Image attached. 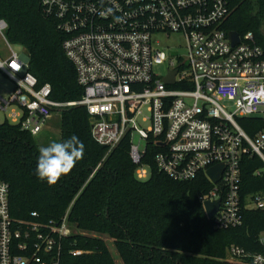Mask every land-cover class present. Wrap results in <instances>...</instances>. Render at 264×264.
Wrapping results in <instances>:
<instances>
[{
  "label": "built area",
  "instance_id": "1",
  "mask_svg": "<svg viewBox=\"0 0 264 264\" xmlns=\"http://www.w3.org/2000/svg\"><path fill=\"white\" fill-rule=\"evenodd\" d=\"M39 1L64 35L62 48L83 92L76 101L53 100L51 86H39L22 53L10 48L0 18V38L9 48L0 70L14 83L0 108L18 107L8 114L11 123L34 137L55 111L84 106L91 136L107 152L129 137L138 179L150 175L142 162L147 146L157 149V168L174 180L204 173L211 187L199 197L201 204L220 199L214 227L240 226L245 211L264 210V191L241 195L242 157L251 153L264 162V128L249 135L237 121L264 117V49L251 31H236L238 42H232L233 30L223 27L227 0ZM173 71V82H166ZM217 164L224 169L213 183L206 170ZM262 173L264 167L254 171ZM8 190L0 180V264H60L73 233L67 213L59 221L15 219ZM259 243L260 251L231 244L226 257L264 264V232ZM80 252L69 248L71 255Z\"/></svg>",
  "mask_w": 264,
  "mask_h": 264
},
{
  "label": "trees",
  "instance_id": "2",
  "mask_svg": "<svg viewBox=\"0 0 264 264\" xmlns=\"http://www.w3.org/2000/svg\"><path fill=\"white\" fill-rule=\"evenodd\" d=\"M226 30L240 35L251 31L264 49V0H227ZM255 13V14H254ZM0 18L7 23L6 39L23 48L27 70L41 86H51V98L78 100L83 92L76 68L62 48L63 33L43 13L39 0H0ZM249 134L264 128V117H238ZM76 135L84 144L83 159L55 185L35 174L39 145L19 124L0 123V180L9 186L11 216L19 220H60L66 213L73 233L66 240L60 264H116L109 238L122 264H244L226 257L231 244L260 251L264 210H247L237 227L216 228L199 197L211 187L204 173L177 181L157 168L156 148L147 146L142 162L149 167L145 180L136 177V165L126 136L110 152L91 136L84 106H64L60 112L59 141ZM264 167L256 155L241 161V195L264 191ZM36 211L38 217L30 216ZM68 211V212H67ZM69 248L80 250L76 255Z\"/></svg>",
  "mask_w": 264,
  "mask_h": 264
},
{
  "label": "clouds",
  "instance_id": "3",
  "mask_svg": "<svg viewBox=\"0 0 264 264\" xmlns=\"http://www.w3.org/2000/svg\"><path fill=\"white\" fill-rule=\"evenodd\" d=\"M38 151L35 174L41 181L55 185L83 159L84 144L76 135H72L66 140L52 141Z\"/></svg>",
  "mask_w": 264,
  "mask_h": 264
},
{
  "label": "rangeland",
  "instance_id": "4",
  "mask_svg": "<svg viewBox=\"0 0 264 264\" xmlns=\"http://www.w3.org/2000/svg\"><path fill=\"white\" fill-rule=\"evenodd\" d=\"M260 23H261L260 24V30L262 32H264V17H261ZM9 46L11 49L17 51L18 53H22V51H23V48L20 45L9 43ZM8 49L9 48L7 46V43L5 41L1 40V38H0V58L1 59H5L8 56V54H9ZM13 88H14L13 81L0 70V100H1V98L4 100L8 99L10 94L13 91ZM224 106L228 110H230V108H229L230 106H229L228 102H224ZM13 109L18 110V107L14 104H10L8 106L7 110H5V111H3L0 108V123H2L5 119H8V121L11 120V118L8 117V114ZM60 112H61V110L55 111L53 113L52 117L49 119L46 126L42 129V131L34 136L39 147L48 146L50 144V142H52V141L59 142ZM134 140L137 141V137H135ZM261 195H262V197H264V193H262ZM72 230H73V228H72ZM104 238L107 241V244L109 245L110 250L115 257V263L116 264H122L120 258L118 257V254H117V252L113 246L112 241L107 237H104Z\"/></svg>",
  "mask_w": 264,
  "mask_h": 264
},
{
  "label": "water",
  "instance_id": "5",
  "mask_svg": "<svg viewBox=\"0 0 264 264\" xmlns=\"http://www.w3.org/2000/svg\"><path fill=\"white\" fill-rule=\"evenodd\" d=\"M229 36L233 43L238 42V34L236 31H231L229 33ZM175 71L171 72L165 79L166 82L172 83L173 77H174ZM224 169V164H217L214 166L209 167L206 170L207 176L210 178V180L215 183L218 182L221 178L222 171ZM220 199L214 200V201H204L203 202V209L206 217L211 220L216 211L219 208Z\"/></svg>",
  "mask_w": 264,
  "mask_h": 264
}]
</instances>
